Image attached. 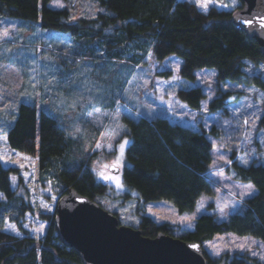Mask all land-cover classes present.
<instances>
[{"label":"trees","instance_id":"16d2710c","mask_svg":"<svg viewBox=\"0 0 264 264\" xmlns=\"http://www.w3.org/2000/svg\"><path fill=\"white\" fill-rule=\"evenodd\" d=\"M86 1L96 5L95 14L88 12L91 5L80 15L75 14L72 0H66L62 7H52L48 0H0V19L39 17L42 27L68 33L71 48L83 56L88 50L101 49L108 58L124 56L136 65L148 51L157 60L175 54L181 59L182 77L194 79L197 69L212 67L219 89L221 83L228 81L264 88L262 74L247 70L249 63L264 67V54L257 42L232 21L233 12L242 5L240 0L235 3L218 0L229 8L210 6L207 11L189 0ZM55 62L71 73L72 60L69 62L58 54ZM176 94L193 108H198L205 96L199 85L179 88ZM223 103L221 95H216L209 108L213 110ZM123 118L130 138L125 148L127 164L123 168V180L137 191L140 203L165 198L183 212L194 207L200 194L213 191L208 173L212 141L207 136L208 132L216 135L213 127L192 128L164 116ZM258 125L264 128V113ZM3 133L11 149L35 158L40 183L49 180L52 191L58 194L72 186L102 206L97 198L107 193L108 184L96 178L91 169L90 159L96 152L93 145L86 150L81 138L67 134L47 110L18 101L15 119ZM230 157L227 169L233 170L234 178L256 187L255 193L241 200L240 211L230 213L223 220L214 212L202 213L192 228L186 229L178 223L156 221L138 203L139 219L134 227L147 236L162 231L200 243L216 233L250 234L264 244V164L252 161L242 165L235 151ZM11 175L16 176L15 186ZM0 194V264H84L73 248L60 241L54 222L55 209L39 215L47 223L41 237L29 234L22 226L25 214L33 212L34 206L19 167L4 165L1 159ZM110 211L119 218L116 209ZM6 220L13 222L21 234L4 229ZM204 255L208 264H264L246 251H224L212 256L204 248Z\"/></svg>","mask_w":264,"mask_h":264},{"label":"rangeland","instance_id":"374dc122","mask_svg":"<svg viewBox=\"0 0 264 264\" xmlns=\"http://www.w3.org/2000/svg\"><path fill=\"white\" fill-rule=\"evenodd\" d=\"M72 1L75 2V14L80 15L90 5V14L97 10L95 4L86 0ZM189 1L202 11H207L210 6L229 8L228 4L218 0H211L206 8L198 5L197 0ZM65 3L66 0H48L52 7H62ZM11 19H0V157H10V162L1 159L2 163L19 167L23 176L34 206V211L27 212L22 222L29 234L37 238L44 234L47 223L39 215L54 211L59 194L52 191L49 180L45 184L38 181L35 158L11 149L4 139L3 132L15 119L18 101L34 103L38 109L47 110L67 134L81 138L86 150L93 145L92 150L96 152L90 159L91 169L96 178L108 184L107 193L97 199L106 209L119 212L120 223L135 226L140 210L137 209L140 203L137 191L123 180V168L127 164L125 148L130 140L124 116H164L192 128L213 127L216 132V135L207 133L212 141L208 173L213 191L200 194L194 207L183 212L165 198L140 203V206L144 205V212L156 221H170L190 229L202 213L214 212L219 220H223L230 213L240 211L241 200L256 192L251 182L235 179L233 170L227 169V165L234 151L242 165L252 161L264 164V128L258 125L259 117L264 113V88L253 83L228 81L221 83L219 89L212 67L197 69L194 79L182 77L179 74L181 59L175 54L157 60L148 51L136 65L124 56L108 58L101 49L88 50L83 56L71 48L68 33L42 27L39 17L37 20ZM5 28L8 29L7 36L3 35ZM58 54L74 62L71 73H66L64 67L55 62ZM247 70L259 72L264 77L262 65L253 67L249 63ZM195 85L205 93L198 108L188 106L176 94L179 88ZM216 95H221L224 103L211 110L209 102ZM125 141L121 156L120 144ZM117 157H120L119 170L112 172L105 165L114 163ZM244 159L247 164L242 162ZM101 171L106 176L118 177L119 185L115 180L100 176ZM11 181L15 186V175H11ZM249 184L253 190L241 195L244 186ZM3 228L21 234L8 220L4 221ZM239 245L245 247L242 249ZM202 246L212 256L217 255L216 249L220 250L219 254L236 250L251 255L256 252V257L264 261L261 259L264 255L262 240L250 234L216 233Z\"/></svg>","mask_w":264,"mask_h":264},{"label":"water","instance_id":"95a60500","mask_svg":"<svg viewBox=\"0 0 264 264\" xmlns=\"http://www.w3.org/2000/svg\"><path fill=\"white\" fill-rule=\"evenodd\" d=\"M240 1L232 21L264 54V28L258 23L264 16V0ZM248 19H253L252 25L244 23ZM112 165L108 169L117 172L119 166ZM54 222L60 241L73 248L84 264H208L202 243L162 231L144 235L140 228L120 223L115 213L72 186L59 194Z\"/></svg>","mask_w":264,"mask_h":264},{"label":"snow or ice","instance_id":"6c2138e0","mask_svg":"<svg viewBox=\"0 0 264 264\" xmlns=\"http://www.w3.org/2000/svg\"><path fill=\"white\" fill-rule=\"evenodd\" d=\"M209 2H211V0H203V2H202V0H197V4L198 5H201L204 8L207 7V4ZM233 2L235 3V0H233ZM244 23L247 24V25H252L253 24V19L245 20ZM258 23H259V25H260L261 28H264V16H260L259 17ZM3 35L4 36H7L8 35V29L7 28H5L3 30ZM237 111H239V109H237ZM247 123H248V120L246 119L245 120V124H247ZM252 123H253V126H254L255 125V121H253ZM126 143H127V141H125L124 143H121L120 144L121 156L123 154V149H124V146H125ZM97 146L99 147V145H97ZM0 159H4V160H6V162H10V157H0ZM119 161H120V157H117L116 161L113 163L112 166L115 167L117 164H119ZM242 162L245 163V164L248 163V161L246 159H244ZM21 167H23V165H21ZM105 167H108V166L105 165ZM99 175L102 176L104 179H112V180H115L117 182V184L119 185V179H118V177L106 176V175H104V172L103 171H101L99 173ZM14 179L15 178L13 177V180ZM244 189H245V191L242 192L241 195H246V194L250 193L253 190V186L251 184L245 185L244 186ZM221 212H223V208H221ZM193 247H197V246L196 245H193ZM239 247L243 249L245 247V245H239ZM219 251H220L219 249H216V254L217 255L219 254ZM252 255L253 256H256L257 253L256 252H252ZM261 259H264V255L261 256Z\"/></svg>","mask_w":264,"mask_h":264}]
</instances>
